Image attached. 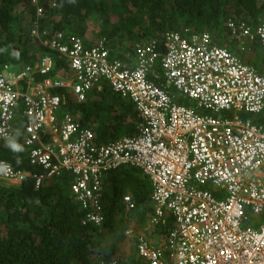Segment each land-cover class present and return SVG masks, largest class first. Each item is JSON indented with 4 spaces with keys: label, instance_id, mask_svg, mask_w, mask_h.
I'll return each mask as SVG.
<instances>
[{
    "label": "built area",
    "instance_id": "1",
    "mask_svg": "<svg viewBox=\"0 0 264 264\" xmlns=\"http://www.w3.org/2000/svg\"><path fill=\"white\" fill-rule=\"evenodd\" d=\"M33 3L37 17L44 16L41 0ZM227 27L242 52L260 43L264 57V22L253 29L231 18ZM185 32L137 44L126 64L112 58L105 37L87 45L35 24L32 36L65 61L67 76L54 77L59 61L49 53L21 70L0 65V144L14 140L22 117L30 164L40 169L31 174L2 161L0 182L32 178L39 189L67 175L83 224L101 226L107 175L140 170L153 187L151 225L172 218L165 248L147 234L137 242L139 261L108 264H264V128L244 118L264 116V75L209 33ZM106 85L134 106L141 122L135 135L99 143L77 117L59 119L63 98L52 91L68 90L82 103ZM172 88L191 105L180 104ZM123 201L128 211L136 208L130 196Z\"/></svg>",
    "mask_w": 264,
    "mask_h": 264
},
{
    "label": "trees",
    "instance_id": "2",
    "mask_svg": "<svg viewBox=\"0 0 264 264\" xmlns=\"http://www.w3.org/2000/svg\"><path fill=\"white\" fill-rule=\"evenodd\" d=\"M41 3L44 16L38 18L33 0H0V65L21 70L34 66L38 58L49 53L59 61L54 77L67 76L65 61L32 36L35 24L41 32L80 36L86 42L93 24L98 27L97 34L86 44L105 37L123 58L125 50L133 55L137 44L161 41L171 32L185 35L187 30L191 35L209 33L214 43L224 47L230 35L229 19L244 21L253 29L264 22V0H41ZM123 44L124 48L129 46L124 49ZM254 46L253 62L248 61L247 65L264 74L261 45L255 43ZM230 50L235 52L233 48ZM157 83L162 85V80ZM52 93L63 98L59 119L66 114L77 117L85 127L96 132L99 143H109L117 139L116 135L128 133L130 126L134 131L137 128L139 118L134 106L111 93L107 85L104 93L91 94L82 103L68 90L55 89ZM258 117L263 118L250 116L249 120L264 128V118L259 120ZM16 122L14 140L0 144V162L9 163L17 171L38 173L40 169L31 166L29 149L24 144V120L18 116ZM12 144L19 145V149L14 150ZM131 170L136 169L123 171L130 174ZM137 171L136 178H123L118 183L115 180L105 187L113 188L117 198L114 212L124 204L126 195L137 208L149 201L152 184ZM72 182L67 175L52 178L39 189L32 178L22 185L0 182V264H108L119 257L117 243L124 238L128 223L137 219L145 222L148 214L130 213L127 220L124 214H108L106 208L105 222L101 226L84 225L85 212L71 191ZM151 204L145 210L153 214V201Z\"/></svg>",
    "mask_w": 264,
    "mask_h": 264
},
{
    "label": "crops",
    "instance_id": "3",
    "mask_svg": "<svg viewBox=\"0 0 264 264\" xmlns=\"http://www.w3.org/2000/svg\"><path fill=\"white\" fill-rule=\"evenodd\" d=\"M89 35L91 36L92 33L89 32ZM86 36L88 38L87 41L89 42V43L88 42H86V43L87 44H90L91 41L93 40V37H88V34ZM225 42H226L225 45H223L224 48H227L228 50H230L231 48H233L235 50V52L232 51L234 54H236V55H238V54L239 55H242L241 59H242L243 62H245L246 64H249V62L250 63L253 62L252 61V58L255 55V52H254V50H255V46L254 45L255 44L249 45V48L250 49L245 52L246 54H244V52H242L238 48L239 43L236 40H233L230 35H228V37H227V39H226ZM109 48L111 49V54H112V47H109ZM248 51H250V52H248ZM124 52H125L126 55L122 53L124 55L123 58L121 57V53H119L118 57H113V59H118V60H120V61H122V62H124L126 64H129L130 62L134 61V59H135V57H134L135 56V53L132 55V54H129L127 50H125ZM131 56H132V58H130ZM261 57H262V53H261ZM259 62L260 61L257 62V66H259ZM257 72H259V71H257ZM262 74L263 73H261V75ZM170 92H172V94H174V95H177L178 98L181 97L180 98V101H179L180 104L186 105V106H190L191 105V103L186 98H184V97H182V96L174 93L173 91H171V89H170ZM246 117H248V119H249L250 116L244 115V118H246ZM254 117H256V116H254ZM263 118H264V116H263ZM129 122L131 124V120H129ZM140 122H141V119L139 118V122L137 124H140ZM130 129H131V131L129 130V132L128 133H125V134L121 133L122 134V137L117 138V139H115V140H113L111 142L117 141V140H119L121 138H124V137H128V136L135 135L136 134V130L134 131L131 128V126H130ZM9 143H11V142H9ZM9 143H7V144H9ZM125 169L128 170V169H131V168H121V169L118 170V171H120L118 174H114V172L108 174L107 177H106V180H105V187L106 188L109 187L110 184L113 183L115 180H116L115 183H118L123 178L124 179L130 178L131 176H130L129 173H126V174L124 173L123 170H125ZM118 171H115V172H118ZM121 171H123V172H121ZM142 176H143V178H147L144 175H142ZM147 180H149V179L147 178ZM106 188H105V191H106ZM207 188L211 190V188H209V187H207ZM152 193H153V187L151 185V193L149 194V201L146 204H144L143 206L141 205L138 208L136 206V208L134 210H131V211H128L126 208H124L125 205L122 204V205L119 206V209L117 207L116 212H114L116 215L119 214V216H122V214H124V217L127 220L129 219V216L127 214H130V213H137L139 215H142L143 213H147L148 214L147 217H146L147 221H145V222H140L137 219V220H132V221H130L128 223L129 226L123 232L124 238H122V240L121 241H118V243H117V248H118L117 249L118 250L117 255L119 256L118 259L121 262H127V263H129V262H132V261H138L137 259H139V258H138L137 251H136L137 242H138V239L141 236H145L147 234H150V237L149 238H150V241L152 242V244H154V246L159 247V248H163V249L165 248V239H166V235L168 233L169 226H171V224H172V218H171V216L169 214H167L166 215V221H168V222H166V223L168 225H163L162 224L160 226L161 228L160 227L157 228V227H154V226L151 225L150 220H151V218H152V216H153L154 213L153 214H150L145 209L148 206L151 207V205H152L151 204L152 203ZM216 193L219 194V195H220V193H221V195H224L222 192H219V191H217ZM126 196H129V195H126ZM104 208H105V211H106V208H108V204H107V201L106 200H104ZM162 226L164 228H162ZM162 229L164 230V232L162 231ZM141 264H144V262L141 263Z\"/></svg>",
    "mask_w": 264,
    "mask_h": 264
},
{
    "label": "rangeland",
    "instance_id": "4",
    "mask_svg": "<svg viewBox=\"0 0 264 264\" xmlns=\"http://www.w3.org/2000/svg\"><path fill=\"white\" fill-rule=\"evenodd\" d=\"M117 20H118V18H114V21H117ZM90 28H91V30L89 29L90 30L89 32H91L92 35L90 36L89 33H88V37H93L94 38L96 36V34H97L98 27L95 26V25H93V24H91L90 25ZM108 45H109V47H112L111 44H108ZM128 46L129 45L127 44L125 46V48L128 47ZM122 47L124 48V44L122 45ZM112 55H113V57H118V55H119L118 54V51L112 49ZM171 91H173L174 93L177 94V92H176V90L174 88H172ZM258 119L261 120L263 118L262 117H258ZM115 137L120 138V137H122V134L121 135H116ZM130 176L135 178L136 176H138V171L137 170H131L130 171ZM105 194H106L105 200L107 201V204H108L107 213L108 214L111 213L112 215H114V211L113 210L115 209V206H118V204L116 202L117 201V198L115 197V193L113 191V188L106 189ZM137 260L139 261V259H137Z\"/></svg>",
    "mask_w": 264,
    "mask_h": 264
},
{
    "label": "clouds",
    "instance_id": "5",
    "mask_svg": "<svg viewBox=\"0 0 264 264\" xmlns=\"http://www.w3.org/2000/svg\"><path fill=\"white\" fill-rule=\"evenodd\" d=\"M11 147L16 150V149H19V145H16V144H12Z\"/></svg>",
    "mask_w": 264,
    "mask_h": 264
}]
</instances>
